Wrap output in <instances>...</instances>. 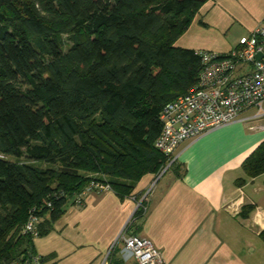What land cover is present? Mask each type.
<instances>
[{
    "label": "trees",
    "instance_id": "16d2710c",
    "mask_svg": "<svg viewBox=\"0 0 264 264\" xmlns=\"http://www.w3.org/2000/svg\"><path fill=\"white\" fill-rule=\"evenodd\" d=\"M207 1L0 0V264L35 255L33 240L91 182L126 199L168 164L154 146L159 115L202 68L175 43ZM169 169L181 176L176 161ZM242 170L264 174V141ZM146 212L143 202L126 230ZM30 216L35 238L22 233ZM116 250L109 264H123Z\"/></svg>",
    "mask_w": 264,
    "mask_h": 264
},
{
    "label": "crops",
    "instance_id": "0c3cea01",
    "mask_svg": "<svg viewBox=\"0 0 264 264\" xmlns=\"http://www.w3.org/2000/svg\"><path fill=\"white\" fill-rule=\"evenodd\" d=\"M263 19L264 0H209L175 47L226 54ZM263 141V129L241 122L184 141L173 156L180 177L147 174L126 199L86 194L82 207L67 205L51 232L33 240L34 251L43 264H100L152 186L135 235L151 240L168 264H264V174L246 178L242 170ZM116 251L123 264H135L122 246Z\"/></svg>",
    "mask_w": 264,
    "mask_h": 264
},
{
    "label": "built area",
    "instance_id": "2783aa9c",
    "mask_svg": "<svg viewBox=\"0 0 264 264\" xmlns=\"http://www.w3.org/2000/svg\"><path fill=\"white\" fill-rule=\"evenodd\" d=\"M196 54L202 65L197 85L167 103L159 115L161 132L154 146L167 159L166 169L175 161L174 152L184 141L234 122L245 124L250 131L264 130V19L249 35L239 38L237 46L228 53L196 51ZM258 54L262 56L259 60ZM108 191V185L91 182L72 205L82 207L86 194ZM37 223L38 218L30 216L22 233L35 238ZM119 243L135 264H168L151 240L129 235L126 229L100 264H109L108 257ZM12 264H43V261L35 254Z\"/></svg>",
    "mask_w": 264,
    "mask_h": 264
},
{
    "label": "rangeland",
    "instance_id": "374dc122",
    "mask_svg": "<svg viewBox=\"0 0 264 264\" xmlns=\"http://www.w3.org/2000/svg\"><path fill=\"white\" fill-rule=\"evenodd\" d=\"M38 166H43L42 164H38ZM166 167H167V165L163 168V169H161L157 174H155V179H154V181L155 180H157L158 178H161L162 176H164V175H166L167 173H169L170 172V169H169V167H168V169H166ZM94 176H96L95 174H94ZM154 181H153V183H154ZM152 187V186H151ZM151 187H149V189L151 188ZM148 189V190H149ZM147 190V191H148ZM151 190H152V188H151ZM151 192V191H150ZM146 200H147V195L146 194H144L143 196H140V198H138L137 199V202L136 203H140V205L144 202L145 203V206H146ZM147 208V207H146ZM121 246L122 245H120V243L117 245V247L115 248V249H117L118 248V250L121 248Z\"/></svg>",
    "mask_w": 264,
    "mask_h": 264
},
{
    "label": "water",
    "instance_id": "95a60500",
    "mask_svg": "<svg viewBox=\"0 0 264 264\" xmlns=\"http://www.w3.org/2000/svg\"><path fill=\"white\" fill-rule=\"evenodd\" d=\"M261 57H262L261 54H258V55L256 56V59L259 60V59H261Z\"/></svg>",
    "mask_w": 264,
    "mask_h": 264
}]
</instances>
